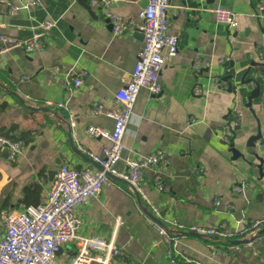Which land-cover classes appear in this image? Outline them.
I'll return each instance as SVG.
<instances>
[{
  "label": "crops",
  "instance_id": "0c3cea01",
  "mask_svg": "<svg viewBox=\"0 0 264 264\" xmlns=\"http://www.w3.org/2000/svg\"><path fill=\"white\" fill-rule=\"evenodd\" d=\"M21 1L10 0L15 5ZM168 2L169 30L178 37V50L166 56L159 75L162 90L153 94L146 87L139 89L115 166L123 169L125 157L160 149L166 158L159 168L167 190L155 189L151 168L144 170L142 183L168 220L181 225L179 249L203 264H264V224L243 237L237 231L249 219L264 220V19L255 14L258 0ZM144 4V0H111L108 6L89 0H39L34 7L10 13L0 0L2 33L24 39L39 20L47 17L54 22L43 34V44L30 53L0 39V134L23 142L14 159L0 147V210L44 201L62 163L96 166L78 149L67 112L55 103L65 102L75 113L78 142L101 152L108 140L88 135L85 128H112L113 120L105 112L116 108L113 94L129 79L142 47L139 10ZM216 5L235 12L233 33L215 20ZM108 10L126 21L121 33L110 30ZM197 54L208 64L196 76L192 60ZM79 67L87 75L79 86L66 90L65 74H74ZM215 79L224 87L216 86ZM196 82L199 94L192 92ZM94 101L104 112L91 111ZM191 118L195 121L190 124ZM228 121L233 134L231 130L226 136L223 126ZM235 183L242 184L237 192ZM149 211L128 182L110 177L97 195L75 207L80 218L77 232L106 239L115 232L123 254L108 264H173ZM220 223L235 232L225 243L189 228ZM165 225L176 227L171 221ZM246 239L253 240L236 250L214 251L208 246ZM77 251L75 241L66 242L58 259L67 263Z\"/></svg>",
  "mask_w": 264,
  "mask_h": 264
},
{
  "label": "built area",
  "instance_id": "2783aa9c",
  "mask_svg": "<svg viewBox=\"0 0 264 264\" xmlns=\"http://www.w3.org/2000/svg\"><path fill=\"white\" fill-rule=\"evenodd\" d=\"M8 4V12L13 13L18 8H31L39 4V0H22L20 5H15L10 0H1ZM111 0H89L91 4L108 6ZM168 0H146L139 10L142 20L140 29L143 43L137 52L136 61L131 70L129 79L113 94L116 108L105 112L112 120L110 130L99 125H88L85 132L92 136H103L108 140L101 152L95 153L78 142L74 127L76 115L65 102H56L67 112V123L72 137L76 140L79 150L86 153L96 166L74 167L62 163L56 169L51 185L46 191L44 201L28 204L19 210H0V264H91L93 261L108 264L113 256L123 254L115 242V232L109 239L99 234L83 235L77 232L80 218L75 213V207L87 201L90 196L97 195L102 185L110 177L122 179L130 185L132 191L143 198L150 207L148 218L159 233L166 246L169 260L173 264H203L199 259L188 255L179 249L181 240V225L176 220H168L159 206L150 198L143 188V172L146 168L153 171V186L158 191H166L160 165L166 163L165 154L160 149L151 151L145 156L124 158V168L118 169L115 164L121 158L124 149L123 135L133 114V106L138 91L146 87L151 93H159L162 84L159 80L161 69L166 56L171 57L178 50V37L169 30L167 16ZM215 20L224 23L229 33H233L237 20L233 9L227 6L216 5L213 7ZM255 14L259 19H264V0H258ZM106 19L110 30L119 34L127 28L126 21L117 13L108 10ZM54 24L50 18L39 20L33 27L29 37L21 39L10 34L0 32L3 41L15 42L22 45L27 53L32 52L43 44V34ZM224 59H227L225 57ZM208 60L200 55H195L192 60V69L197 76ZM57 69L56 65H53ZM87 70L79 67L74 74L67 72L63 80V87L71 91L82 83ZM215 85L224 87L223 82L215 79ZM194 94L201 92L199 83L192 88ZM52 103V101H48ZM91 111L104 112L102 104L94 101ZM191 118L189 123L194 122ZM226 136L231 132L230 121L223 126ZM0 147H6L8 157H14L22 150L23 142L20 139H11L0 134ZM242 184L235 183L234 191H239ZM216 199V203H219ZM119 219L116 218V226ZM166 221H171L175 227L169 229ZM264 224V220L252 218L245 221L237 231L239 235L254 232ZM190 230L213 236L221 241H228L234 237L235 232L228 229L224 223L217 226L191 225ZM241 237V238H242ZM253 239H246L244 243L209 242L208 246L214 251H230L240 248L241 244H249ZM69 241L77 243L78 251L72 259L64 263L58 259L61 246Z\"/></svg>",
  "mask_w": 264,
  "mask_h": 264
},
{
  "label": "water",
  "instance_id": "95a60500",
  "mask_svg": "<svg viewBox=\"0 0 264 264\" xmlns=\"http://www.w3.org/2000/svg\"><path fill=\"white\" fill-rule=\"evenodd\" d=\"M144 2L146 3V0H144ZM229 89H231V87H229ZM232 134H233V130H232ZM4 149L7 151L6 147H4Z\"/></svg>",
  "mask_w": 264,
  "mask_h": 264
}]
</instances>
